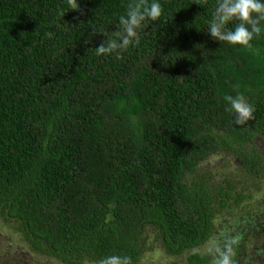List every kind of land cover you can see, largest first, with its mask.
Returning a JSON list of instances; mask_svg holds the SVG:
<instances>
[{
	"label": "trees",
	"instance_id": "trees-1",
	"mask_svg": "<svg viewBox=\"0 0 264 264\" xmlns=\"http://www.w3.org/2000/svg\"><path fill=\"white\" fill-rule=\"evenodd\" d=\"M77 2L0 0V218L64 264H137L150 234L168 256L195 249L243 207L248 180L264 183V31L255 51L215 41L217 0H156L137 41L97 55L131 0ZM237 94L254 108L243 126L226 110ZM220 152L230 177L198 171Z\"/></svg>",
	"mask_w": 264,
	"mask_h": 264
},
{
	"label": "rangeland",
	"instance_id": "rangeland-1",
	"mask_svg": "<svg viewBox=\"0 0 264 264\" xmlns=\"http://www.w3.org/2000/svg\"><path fill=\"white\" fill-rule=\"evenodd\" d=\"M253 145L256 149L264 151V135L255 137ZM236 167L237 164L232 157L220 152L208 156L199 163L197 169L200 173L205 172L213 178H222L230 177L236 171ZM246 184L250 197L242 202L243 207L219 214L214 220L211 237L201 246L185 251L179 256H168L150 234L147 237L150 248L141 255L137 264H185L186 256L192 252L205 255L207 258L205 264H210L208 248L222 241L221 233L225 230L231 236L241 237L236 264H264V218L262 215L264 183L248 180ZM13 226L12 221L4 222L0 218V264H64L52 257L32 252Z\"/></svg>",
	"mask_w": 264,
	"mask_h": 264
},
{
	"label": "clouds",
	"instance_id": "clouds-1",
	"mask_svg": "<svg viewBox=\"0 0 264 264\" xmlns=\"http://www.w3.org/2000/svg\"><path fill=\"white\" fill-rule=\"evenodd\" d=\"M67 3L71 11H80L77 0H67ZM162 14L163 8L156 0H152L151 3L149 0H131L127 5L126 15H121L119 18L117 30L111 37H105L96 47V54L109 55L126 50L138 40L139 32L144 28L146 21H157ZM233 20L239 21L234 30L227 28ZM262 21H264V0H217L208 34L215 41L240 45L255 51L251 42L264 31L261 27ZM224 99L230 106L226 110L235 114L236 125L243 126L254 119V108L242 94L228 95ZM221 236L223 239L220 243L208 248L210 264H236L234 246L239 243L241 237L231 236L227 230L221 233ZM97 264H133V262L129 256L109 255L101 258Z\"/></svg>",
	"mask_w": 264,
	"mask_h": 264
}]
</instances>
